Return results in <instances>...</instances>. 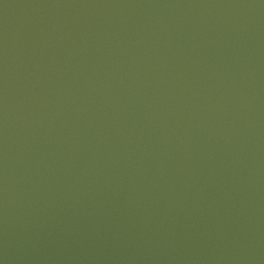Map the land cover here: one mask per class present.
<instances>
[{
  "label": "water",
  "instance_id": "obj_1",
  "mask_svg": "<svg viewBox=\"0 0 264 264\" xmlns=\"http://www.w3.org/2000/svg\"><path fill=\"white\" fill-rule=\"evenodd\" d=\"M0 264H264V0H0Z\"/></svg>",
  "mask_w": 264,
  "mask_h": 264
}]
</instances>
